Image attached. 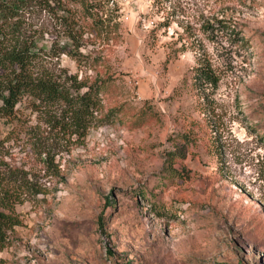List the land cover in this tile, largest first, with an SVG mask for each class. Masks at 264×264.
<instances>
[{"label":"rangeland","instance_id":"rangeland-1","mask_svg":"<svg viewBox=\"0 0 264 264\" xmlns=\"http://www.w3.org/2000/svg\"><path fill=\"white\" fill-rule=\"evenodd\" d=\"M114 1V40L60 62L108 80L107 122L77 141L0 118L1 161L41 191L0 264H264V0ZM32 4L20 23L56 33Z\"/></svg>","mask_w":264,"mask_h":264},{"label":"trees","instance_id":"trees-1","mask_svg":"<svg viewBox=\"0 0 264 264\" xmlns=\"http://www.w3.org/2000/svg\"><path fill=\"white\" fill-rule=\"evenodd\" d=\"M32 3L49 14L56 33L43 24L34 30L31 23H20L34 7ZM119 11L114 0H0V118L17 123L26 105L44 117L58 136L77 141L103 126L109 118L103 99L108 80L81 82L78 74L60 62L64 56L77 65L88 62L87 40L111 43L120 27ZM1 23L13 29L8 31ZM219 25L220 30L231 28L227 22ZM199 72L215 83L208 71ZM24 174L9 164L4 166L0 159V252L8 245L9 232L22 224L17 207L41 194Z\"/></svg>","mask_w":264,"mask_h":264}]
</instances>
